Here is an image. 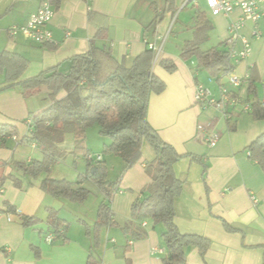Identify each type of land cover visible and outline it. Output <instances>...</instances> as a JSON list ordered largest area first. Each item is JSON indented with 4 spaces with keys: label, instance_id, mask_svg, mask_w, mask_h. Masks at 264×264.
<instances>
[{
    "label": "crops",
    "instance_id": "1",
    "mask_svg": "<svg viewBox=\"0 0 264 264\" xmlns=\"http://www.w3.org/2000/svg\"><path fill=\"white\" fill-rule=\"evenodd\" d=\"M179 4L181 8L177 11L190 5L195 16L196 13L204 15L207 31L200 44L202 51L210 49L201 48L210 32L215 45L211 48L229 50L230 46L226 44L228 26L242 19L240 11L235 10L229 16H213L204 0V10L199 9L198 0L196 4L180 0L178 7ZM39 6L40 0H0V52L17 54L27 60L25 70L14 83L52 68L67 74L71 59L85 55L92 46L93 56L99 61V77L104 79L115 65L130 66L133 59L148 48V43L154 45L160 53L155 60L156 54L151 50L154 56L151 70L164 83V90L160 94H150L146 121L159 138L181 156L173 165L175 176L182 182L181 194L174 202V223L180 233L200 235L210 241L202 258L195 247L188 248L186 264H263L264 172L249 157L248 147L264 133V120H255L249 110L243 109V102L227 107L225 112L213 106L197 105L194 93L196 87L202 85L218 101L220 88L224 87L246 100L243 80L253 68V78L257 80L260 97H263L264 15L256 24L244 21L238 32L248 41L250 51L239 63L231 60V75L241 81V85L234 88L229 74L222 75L216 82L205 70L197 68L194 58L183 60L180 57L184 43L196 36L195 16L190 39L183 40L180 48L173 52L171 48L163 47L164 37L158 33L160 26L151 32V25L163 20V12L173 16L165 10V3L163 11L158 12L157 4L150 0H61L56 6L52 5L54 15L47 26L51 32L48 43H34L19 34L9 35L11 27L24 26ZM259 7L264 12V1ZM100 30L105 32V38L96 37ZM233 48L241 50L239 40ZM107 52L110 56L106 55ZM161 60H172L175 71L167 72L160 65ZM9 84L0 77V125L14 129L16 140L6 138L0 141V162L40 160L41 153L36 145L22 139L30 134L32 117L51 105L50 91L42 86L39 94L25 98L16 84L1 90ZM65 95V91H60L56 99ZM210 132L219 136L213 147L204 142ZM71 146L70 137L61 145L64 148ZM140 155V160L123 173L118 189L111 192L109 207L115 225L100 230L96 248L92 231L98 207L104 201L103 193L96 187L101 198L88 206L86 200L80 204L54 198L40 189V183L46 177L62 179L56 176L61 175L60 169L54 173V168L68 160H72L67 171L69 176L63 179L76 182L88 167H94L97 162L104 163L102 155L96 156L95 164L90 151L82 161L79 157L68 156L49 174L37 178L26 176L11 165L0 171L3 175L12 173L22 183L21 188H16L9 179L0 184V264H86L89 255L100 264H126V259L131 264H163L162 259L168 253L160 237L162 229L153 227L148 220L138 222L130 218L132 203L143 198L141 190L149 182L144 164L154 158V153L143 156L140 151ZM137 164L138 168L135 167ZM90 184L92 181L87 180L81 185L89 189ZM8 206L14 207L16 212H9ZM48 210H54L61 220L58 235L47 228ZM23 216L33 217L38 223L24 226ZM129 222L144 230L142 239L132 240L124 235L122 229ZM52 235L54 239L48 241ZM153 248L160 253H153ZM34 250L39 252V257L36 258Z\"/></svg>",
    "mask_w": 264,
    "mask_h": 264
},
{
    "label": "trees",
    "instance_id": "2",
    "mask_svg": "<svg viewBox=\"0 0 264 264\" xmlns=\"http://www.w3.org/2000/svg\"><path fill=\"white\" fill-rule=\"evenodd\" d=\"M60 1L50 0V3L56 6ZM179 1L165 0V10L174 15ZM196 14V36L184 43L180 57L183 60L194 58L197 68L205 70L210 78L218 82L222 75L231 74L233 71L229 53L217 48H210L207 51L200 49L201 42L205 40L207 25L203 20L204 15ZM96 37L105 38V32L98 31ZM93 50L92 46L85 55L73 57L67 74H61L52 68L17 83L14 82L25 70L27 60L17 54L0 52V77L5 83H10L1 90L16 84L20 86L22 96L27 98L39 94L41 87L46 86L50 91L48 97L51 100L48 108L32 117L29 123L30 134L22 139L23 142L36 145L41 153V159H31L28 163L0 162V171L11 165L24 175L37 178L41 174H49L57 163L64 161L68 156L86 157L89 154L86 133L89 128L96 125L98 134L110 140L105 146L104 153H112L124 163L117 179L108 181L105 164L97 162L94 167H88L84 174L79 175L76 182L46 177L40 183V189L50 196L80 204L90 194L88 189L81 186L84 181H92L103 193L104 201L98 207L92 231L93 245L96 248L99 245L100 230L115 225L109 207L113 196L111 192L118 189L123 173L140 160V151L145 142L152 149L154 158L144 164V172L149 182L141 190L143 198L132 203L130 218L138 222L148 220L153 227L159 226L162 229L160 237L168 253L167 257L162 259L163 264H186L185 254L190 247H195L202 258L210 246V241L200 235L182 234L174 223V202L181 194L182 182L175 176L173 165L181 156L163 142L146 121V107L150 94H160L164 90V83L151 70L154 60L152 51L148 48L144 50L133 59L130 66L115 65L106 78L100 79L99 61L94 58ZM106 55L110 56V53L107 52ZM160 65L167 72L176 69L172 60H161ZM252 69L243 80V83H246V100H241L236 93L230 94L248 105L249 112L255 120H264V105ZM60 91H65L66 95L56 99ZM15 133L11 127L0 125V136L4 135L0 139L1 142ZM68 137L72 141L71 148L61 147ZM248 151L249 157L256 161L264 172V133L249 145ZM7 179L12 180L16 188H21V180L12 173L0 174V184ZM7 210L16 212L12 206H8ZM47 212V228L58 235L61 220L54 210ZM37 223L38 220L33 217H22L24 226ZM122 230L124 235H128L132 240H140L145 236L144 230L133 227L131 222ZM34 252L36 258L39 257V252L37 250ZM86 264L100 262L89 255ZM126 264H131L129 259H126Z\"/></svg>",
    "mask_w": 264,
    "mask_h": 264
},
{
    "label": "built area",
    "instance_id": "3",
    "mask_svg": "<svg viewBox=\"0 0 264 264\" xmlns=\"http://www.w3.org/2000/svg\"><path fill=\"white\" fill-rule=\"evenodd\" d=\"M193 4H196V0H187ZM207 9L213 16L224 15L229 16L235 10L240 11L242 15V19L237 22H231L228 26V34L229 37L226 41V44L230 46L228 53L230 60L234 63H239L243 61L249 54L250 45L248 41L240 37L239 30L241 29L244 21H250L256 24L264 15V12L260 9L259 4L264 0H204ZM54 15V11L52 9V5L50 0H40V6L36 12L32 13L26 24L24 26L18 27L13 26L9 29L8 33L11 36L14 35H22L24 38L30 40L34 43L44 44L48 43L51 40V32L48 30L47 26L52 20ZM240 41L241 50L236 51L233 48V45L236 41ZM148 48L152 50L155 55V60H157L160 50L156 49V47L152 44H147ZM230 75V81L234 88H237L241 85V81L237 79L235 76ZM194 102L200 106H213L218 108L219 110L225 112L226 108L229 106H234L237 104H242L241 100L238 98H233L230 92L224 88H220V99L217 101L213 98L212 93L209 89L202 85H198L196 87L194 93ZM262 104L264 105V95L262 97ZM244 110H249L247 104L243 105ZM198 129H202L201 126ZM1 137H4L1 134ZM8 138H12L16 140L15 135H11ZM219 139L218 134L210 132L206 135L204 142L208 147H213L217 143ZM91 159V157L89 158ZM100 160V157H97V161ZM55 236H49L47 238L48 241L54 239ZM152 252H159L158 249H152Z\"/></svg>",
    "mask_w": 264,
    "mask_h": 264
},
{
    "label": "rangeland",
    "instance_id": "4",
    "mask_svg": "<svg viewBox=\"0 0 264 264\" xmlns=\"http://www.w3.org/2000/svg\"><path fill=\"white\" fill-rule=\"evenodd\" d=\"M150 1L155 2L157 4L158 12L163 11L165 0H150ZM198 2L200 5L199 9L204 10L203 0H198ZM178 8L179 9L181 8V4H179ZM162 16H164L162 21L161 20L156 22L154 21V23L151 25V32L155 28H158L160 26V28H158L159 29L158 33L161 34L162 37H164L162 45L163 47L165 46L166 48L168 47L171 48L173 52L175 51L176 48L177 49L180 48V44H182L183 40H186L188 38L190 39L191 30L194 25L193 20L195 16V11L190 7V5H188L186 9L182 11H177L173 16L166 12H163ZM208 20L209 21L211 20L210 16H208ZM212 44H213V39L211 38V32H210L207 38V42L201 45V48L203 50H207L212 46H215L214 44L213 45ZM109 143L110 140L108 138L102 137L98 134V127L96 125L92 126L87 130L86 147L90 151V154L94 157L93 163L95 164L96 162L95 159L97 155H102L104 158V164L106 165V169H107V178L111 181H114L119 176L122 168L124 167V163L118 156H115L112 153H104L105 146L108 145ZM141 152L143 156H146L147 154H153L152 149L145 142L142 144ZM79 159L80 161L83 160L82 157H79ZM71 161L72 160H68L65 164L59 165L58 166L59 168L58 167L54 168L56 169L54 173L58 172L59 169L62 172L60 173L61 175H56L57 178H62V179L68 178L67 176H69V174L67 171H69L68 169L71 167L70 166ZM135 167L138 168V164ZM83 183H86V181H84ZM90 185L91 186L88 187L90 194L86 199L87 201L86 203L88 206H90L91 204L94 205L95 203H97L96 201L101 198V195L96 189V185L94 183Z\"/></svg>",
    "mask_w": 264,
    "mask_h": 264
},
{
    "label": "water",
    "instance_id": "5",
    "mask_svg": "<svg viewBox=\"0 0 264 264\" xmlns=\"http://www.w3.org/2000/svg\"><path fill=\"white\" fill-rule=\"evenodd\" d=\"M91 172H93V170Z\"/></svg>",
    "mask_w": 264,
    "mask_h": 264
}]
</instances>
